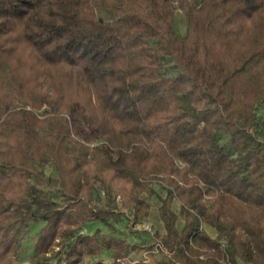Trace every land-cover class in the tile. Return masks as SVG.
Instances as JSON below:
<instances>
[{
	"label": "trees",
	"instance_id": "1",
	"mask_svg": "<svg viewBox=\"0 0 264 264\" xmlns=\"http://www.w3.org/2000/svg\"><path fill=\"white\" fill-rule=\"evenodd\" d=\"M262 108L264 0H0V264L39 219L36 258L150 264L126 239L72 238L117 216L96 186L141 220L154 182L167 190L156 264H264ZM48 165L64 206L37 187Z\"/></svg>",
	"mask_w": 264,
	"mask_h": 264
},
{
	"label": "rangeland",
	"instance_id": "2",
	"mask_svg": "<svg viewBox=\"0 0 264 264\" xmlns=\"http://www.w3.org/2000/svg\"><path fill=\"white\" fill-rule=\"evenodd\" d=\"M175 29L179 35H184L186 32V18L182 11H178L175 17ZM163 72L167 75H176L179 72V68L176 66L172 58H166L163 62ZM259 114L264 115L263 108ZM218 140L232 149L231 134L226 131L219 132L217 134ZM260 138L264 140V133L260 134ZM236 158L237 154H233ZM37 175L47 179V182L37 187L47 193V196L56 201L59 205H65L63 200V193L61 189V183L57 175L56 169L48 165L44 171H40ZM36 183L35 176L31 179V184ZM167 193L166 188L160 182H154L150 189L144 193V197L151 203V213L147 218L137 220L134 217V209L129 206H124L119 196L112 191L110 187L94 188V205L101 208H107L117 213L116 217H111L107 223L97 220L88 222L85 226L79 229L75 237L78 234H94L98 233L101 236H117L126 239L130 244L141 245V250L138 253L131 252L133 258L144 259L150 264H156L164 256L160 252V239L164 235L165 229L163 222L159 217L158 207L161 204V197ZM32 196H29L31 199ZM179 202H174V209L179 211ZM45 225V221L39 219L38 221H32L28 232L24 236L21 242L20 250L13 264H57L58 260L64 256V252L61 256H54L49 254L45 258H36L34 245L38 237L39 232ZM179 227L183 225V220L180 218L178 222ZM204 228L213 236L217 237L215 229L203 225ZM223 242H226L223 240ZM98 258H102L106 261H110V253L104 250Z\"/></svg>",
	"mask_w": 264,
	"mask_h": 264
}]
</instances>
